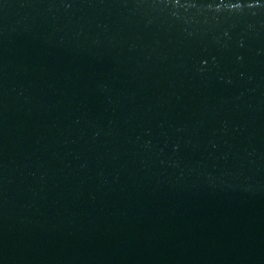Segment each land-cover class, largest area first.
Masks as SVG:
<instances>
[{
    "label": "water",
    "instance_id": "water-1",
    "mask_svg": "<svg viewBox=\"0 0 264 264\" xmlns=\"http://www.w3.org/2000/svg\"><path fill=\"white\" fill-rule=\"evenodd\" d=\"M0 264H264V0H0Z\"/></svg>",
    "mask_w": 264,
    "mask_h": 264
}]
</instances>
